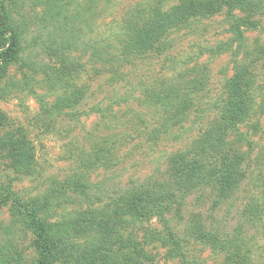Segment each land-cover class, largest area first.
I'll list each match as a JSON object with an SVG mask.
<instances>
[{
  "label": "trees",
  "instance_id": "trees-1",
  "mask_svg": "<svg viewBox=\"0 0 264 264\" xmlns=\"http://www.w3.org/2000/svg\"><path fill=\"white\" fill-rule=\"evenodd\" d=\"M181 1L165 13L158 10L157 20L151 24L133 27L123 45V54L126 58L143 55L173 29L183 27L192 19L225 11L233 37L225 47L231 50L236 46L237 56L242 54L243 58L236 60L232 76L223 84L225 102L217 104L215 116L207 121L198 138L170 157L162 179L151 176L114 190L103 187L101 182L89 183V177L96 171L117 165L116 153L120 146L115 139H107L95 153L82 160L80 172L63 183L53 182L42 194L26 199L8 187L0 188V207L8 208L12 218L0 238V264H154L156 256L150 247L156 244L166 251V259L179 264H206L193 254L196 246L211 250L219 264H255L256 237H245L248 230L244 232V227L257 229L264 224V174L260 182L251 185L259 193L249 196L244 213L247 221L233 235L223 228L207 225L201 214L192 215L183 224V210L194 194L213 193L214 209L230 203L248 178L249 172L244 168L246 160L239 154L238 144L248 141L241 127L258 113H264V86L256 87L257 76L251 73L256 66L245 64L264 59V49L259 48L256 55L248 51L245 34L260 28L261 24L252 16L260 6L264 7V0ZM97 4L96 0H0V81L13 65H21L31 72L24 75L22 82L0 87V98L10 95L14 89L28 92L40 104L42 114L53 121L63 117L66 109L81 104L85 91L71 82L75 66L65 65L59 71H51L49 66L28 63L25 53L33 50L27 42L35 33L37 38L33 37L32 43L42 53L60 57L63 64L77 52H89L91 61L104 67L119 62V54L113 55L115 46L107 38L92 37L99 14ZM27 8L33 13L41 10L40 24L34 30L32 27L37 25L29 22L27 17L31 13ZM236 11L245 14L241 17ZM205 72L182 71L142 89L146 97L142 106L173 116L164 126L152 130L151 142L171 136L175 128L184 129L180 125L183 119L179 117L187 110L186 96L203 90ZM39 74L44 76L42 81L37 78ZM35 87L46 89L57 99L50 104ZM71 116L78 120L77 113ZM0 150L6 151L16 173L35 175L33 148L24 138L2 136ZM74 196L81 197L90 207L73 208L77 205ZM154 221L161 227V233L145 234L142 245L137 240L139 232ZM25 242H29V250L36 252L31 260L26 259L22 248ZM260 259L256 256V260Z\"/></svg>",
  "mask_w": 264,
  "mask_h": 264
},
{
  "label": "rangeland",
  "instance_id": "rangeland-1",
  "mask_svg": "<svg viewBox=\"0 0 264 264\" xmlns=\"http://www.w3.org/2000/svg\"><path fill=\"white\" fill-rule=\"evenodd\" d=\"M96 2L99 14L92 37L107 38L115 46L112 53L119 54V62L104 67L94 64L89 52H77L72 53L67 63L63 64L60 57L44 54L32 43V38H37L35 33L28 38L27 45L33 46V50L25 53V60L37 63L38 66H49L51 71H59L65 65L75 66L74 70L70 68L74 73L71 82L76 88L85 91V97L74 109H66L64 116L56 121L42 114L40 104L28 92L14 89L10 95L0 98V137L13 135L24 138L33 148L36 162L35 175L18 174L12 168L6 151L0 150V188L8 187L10 191L26 199L42 194L53 182L63 183L80 172L83 169L80 165L82 160L95 153L107 139H115L120 146V151L116 153L119 157L115 160L117 165L96 171L89 177V183L101 182L103 187L114 190L126 187L131 182L144 181L151 176L162 179L161 175L165 173L170 157L185 150L197 139L207 121L215 116L217 104L225 102L223 84L232 76L236 60L243 59L242 54L237 56L236 46L231 50L225 47L233 38L225 11L208 18L192 19L183 27L170 31L151 51L126 58L122 48L128 41L131 29L151 24L153 20H157L158 10L165 13L182 1ZM27 10L31 13L27 17L29 22L37 25L32 27L34 30L40 24L41 10L36 13L29 8ZM235 13L241 17L245 14L242 11ZM252 18L261 25L258 29L246 31L245 45L248 51L256 55L259 48L264 49V7L256 9ZM222 46L223 50L215 51ZM126 59L128 61L122 63ZM245 66H256L251 70L257 76L256 87L264 86V59ZM197 70H205L207 78L203 90L186 96L187 110L184 116H178L183 119L180 125L184 129L175 128L171 136L156 143L151 142L149 135L152 130L164 126L173 116L160 109L142 106L146 99L142 89L156 81L170 79L182 71ZM30 73L27 68H21V65H13L7 76L0 81V87L11 82H22L24 75ZM37 78L42 81L44 76L39 74ZM35 90L50 104L57 99L55 95L50 96L46 89L35 87ZM74 113H77L78 120L72 118ZM241 133L248 141L239 143L238 151L246 160L244 168L249 172L241 192L230 203H224L215 209L213 193L205 196L194 194L183 210V224L188 223L192 215L201 214L207 225L223 228L233 235L234 230L247 221V215H244L247 200L252 194L259 193L256 186L251 185L260 182L264 174V113H258L249 124L243 125ZM231 140L235 139L232 137ZM74 197L77 205L73 208L79 206L78 208L86 210L90 207L81 197ZM11 222L9 209L0 207V238ZM246 230L245 237H256L255 264H264V224L257 229L247 225L244 232ZM152 231L161 233V227L155 221L141 229L137 240L143 245V237ZM30 247L29 242L22 245L28 260L36 256L35 251L29 250ZM150 251L156 256L154 264H179L166 259V251L158 244L151 246ZM193 254L206 264L220 263L211 250L203 246H196ZM256 256L261 259L256 260Z\"/></svg>",
  "mask_w": 264,
  "mask_h": 264
}]
</instances>
